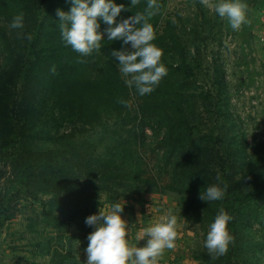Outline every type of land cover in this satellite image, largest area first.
<instances>
[{"label":"rangeland","instance_id":"1","mask_svg":"<svg viewBox=\"0 0 264 264\" xmlns=\"http://www.w3.org/2000/svg\"><path fill=\"white\" fill-rule=\"evenodd\" d=\"M62 1L23 0V30L11 29L0 18V72L11 75V85L18 82L11 74L13 67L44 44L41 30L46 18ZM163 2L161 23L168 20L175 25L191 69L186 100L204 163L219 175L221 185L228 176L235 193L264 188V0H242L247 22L235 31L208 6L216 0ZM178 52L165 48L161 63H180ZM46 102L42 94L35 100L41 106L37 126L47 130L49 138L34 147L28 163L41 178L16 179L8 169L0 182V198L8 199L6 209L11 214L0 227V264H51L53 248L62 249L68 242L78 264H85L83 249L93 228L84 220L100 208L110 210L113 202L124 204L122 217L133 246L144 245L143 230L162 216L177 217L174 247L165 249L157 264H264V218L262 225L254 223L242 231L236 247L229 245L224 255L211 258L203 246L208 226L191 213L186 215L183 194L172 191L177 186L174 162L178 157H167L160 149L162 131L142 128L137 121L125 125L106 113L81 134L75 122L60 120ZM137 104L131 95V115L137 113ZM15 122L12 119L10 124L13 135L26 121ZM112 148H123L118 155H123L120 171L105 163L117 154L109 152ZM229 153L236 157L233 166ZM114 173L117 177L111 176ZM254 179L261 186L252 183ZM233 201L224 196L216 202L229 203L226 210L236 219L238 202L232 205ZM239 219L238 229L246 218Z\"/></svg>","mask_w":264,"mask_h":264},{"label":"trees","instance_id":"2","mask_svg":"<svg viewBox=\"0 0 264 264\" xmlns=\"http://www.w3.org/2000/svg\"><path fill=\"white\" fill-rule=\"evenodd\" d=\"M163 1L156 0L159 9L154 16L148 18V22L154 28L153 43L162 50V53L165 48L175 53L179 49L177 54L181 60L178 64L163 63L167 68V74L151 93L144 96L138 95L134 87L130 88L124 83L117 61L110 54L113 49L121 48L119 40L105 39L101 42L99 50L84 57L64 44L60 38L56 11L57 9L68 11L71 0H64L58 4L46 18L44 29L41 30L44 44L35 47L32 56L20 63L19 67L17 65L13 67L14 71L11 74L18 77L15 86L10 84L12 83L10 74L6 77L0 72V182L8 173V169L9 174L16 179L28 180L30 176L38 180L41 178L36 176L28 163L34 153V147L42 139L49 138L47 130L37 126L41 106L35 103V100L42 94L43 99L49 102L45 104H48L55 116L62 121L75 122L81 134L82 131L96 126L101 115L106 113L125 122V125L137 121L142 128L149 127L151 131H162L160 149L167 157H178L174 162L177 186L172 188V191L183 194V212L186 215L191 213L192 218L200 219L201 224L206 223L207 226L214 220L219 209L227 212L226 206L229 203L222 206L216 201L207 203L199 198L201 191L203 192L210 184L220 183V180L217 181V175L204 163L201 145L193 130L190 120L192 109L186 100L190 89L191 69L185 63L175 25L168 20L161 23ZM23 3V0H0V18L10 23L12 17L18 13H23L25 17ZM116 3L124 4L128 8L127 11L121 12L118 17L120 19L136 12H143L147 0H137V3L131 6L130 0H116ZM103 27L104 25H101V29ZM8 56L11 57L10 52ZM53 66L54 72L50 71ZM131 95L138 101L135 115H131L128 108ZM119 100L125 101L127 106L119 103ZM22 118L26 122L22 123L16 135H13L11 120L15 119V123L19 124ZM71 136L72 134L65 135L67 138ZM122 149L112 148L109 151L111 154L117 153L105 162L106 165H112L114 171H120L118 164L122 163L123 155L120 157L118 155ZM227 157L233 166L236 157L230 156V153ZM111 176L117 177V173ZM225 177L223 183L227 185V189L224 196L234 200L232 205L238 202V206L235 205L237 218H232L228 223V230L233 236L230 247L234 248L238 239L243 238V230H249L254 223L262 225L264 188L259 179H254L252 183L260 185L262 189L251 190V179L247 176L246 183L250 189L245 193L241 190L235 193L229 186L228 176ZM24 182L26 183L24 187L27 188V181ZM47 183H50V180ZM7 203L8 199L0 198V227L11 216L6 209ZM243 217L246 220L238 229L239 220L241 221L239 218ZM88 230L89 228H86L85 231ZM51 258V264H78L71 242L62 249L53 248Z\"/></svg>","mask_w":264,"mask_h":264},{"label":"clouds","instance_id":"3","mask_svg":"<svg viewBox=\"0 0 264 264\" xmlns=\"http://www.w3.org/2000/svg\"><path fill=\"white\" fill-rule=\"evenodd\" d=\"M136 3L137 0H130V6ZM208 6L220 18H226L234 31L247 22V5L242 0H216ZM158 9L156 0H147L143 12L118 19L121 12L128 8L116 3V0H71L68 11H56L60 38L81 57L99 50L105 39L119 40L121 48L113 49L110 54L118 63L124 83L144 96L151 93L167 74V68L161 63L162 50L153 43V25L148 22ZM101 25H104L103 29ZM9 27L23 30V13L14 15ZM24 38L30 40L31 36L24 35ZM50 71L54 72L55 66ZM118 102L127 106L123 100ZM226 189L227 185L213 183L199 193V198L207 203L218 201L223 199ZM123 209V203L113 202L110 210L100 208L98 212L86 216L84 223L93 230L87 234L88 243L83 249L85 264H157L162 252L174 247L177 235L175 215L162 216L159 222L146 227L143 230L145 243L138 247L128 239L130 228L122 217ZM231 219L224 209H219L208 226L203 246L212 259L224 255L233 241L228 230Z\"/></svg>","mask_w":264,"mask_h":264}]
</instances>
